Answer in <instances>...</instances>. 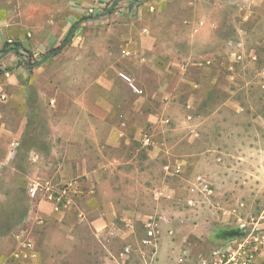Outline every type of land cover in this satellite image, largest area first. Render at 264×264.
Listing matches in <instances>:
<instances>
[{"label":"rangeland","instance_id":"obj_1","mask_svg":"<svg viewBox=\"0 0 264 264\" xmlns=\"http://www.w3.org/2000/svg\"><path fill=\"white\" fill-rule=\"evenodd\" d=\"M105 1L104 12L92 16L85 11L68 23L43 21L39 13L54 11L53 4L41 7L31 0H0V58L7 47L27 49L25 41L37 39L38 33L43 36L42 31L52 25L60 33L74 25V32L81 37L63 41L58 51L49 49L42 65L30 73V88L16 89V101H0V125L5 135L0 138V264H7L5 259L16 249V233L22 226L34 237L41 264H223L229 256L237 263L250 257V264H264L263 20L247 25L239 6L214 0H175L159 6L157 12L142 6L148 0H130L123 6L126 17L118 15V0ZM66 8L63 5L61 9L67 12ZM183 17L206 21L202 30L208 36L196 44L211 49L224 51L235 45L231 40L238 33L230 19L241 25L240 31H252L253 37L244 36L240 41L244 52L232 75L226 68L230 54L224 52L223 64L199 69L170 63L182 62V52L159 53L162 62H157V70L151 69L150 63L137 64L128 58V39L121 38L120 43L110 33L152 30L162 36L159 45H166V32L183 29L179 21ZM255 32L263 34L262 38ZM105 43L115 53L108 60L95 54V69L116 71L119 79L118 73L125 72L142 91L136 93L128 84L127 88L119 84L114 88L124 101L120 118L124 133L111 146L112 152L121 155V182L106 187L118 185L121 193H96L95 187L91 193L85 176L74 177L79 188L73 197L77 209H37L27 194L33 178H48L59 185L65 182L54 181L46 173L49 166L43 168L45 175L33 174L38 163L30 164V145L47 148L37 139L35 119L27 118V129L13 150L8 144L13 135L10 129L28 113H40L47 121L50 102L38 96L39 90L48 97L56 90L76 96L83 92L84 49ZM175 45L185 50V42L175 40ZM252 47L256 55L250 53ZM124 63L130 70L122 68ZM45 67H54L50 84L39 82ZM3 72L0 69V77ZM154 91L158 94L153 95ZM90 92L102 93L96 86ZM22 96L26 101L22 102ZM111 100L117 108V100L113 96ZM131 107L138 112H129ZM145 133L152 144H143ZM101 214L108 219L97 229L91 220ZM40 217L45 220L38 225ZM123 219L133 226H126ZM150 219L158 223L159 233L144 243V222Z\"/></svg>","mask_w":264,"mask_h":264},{"label":"crops","instance_id":"obj_2","mask_svg":"<svg viewBox=\"0 0 264 264\" xmlns=\"http://www.w3.org/2000/svg\"><path fill=\"white\" fill-rule=\"evenodd\" d=\"M31 1L33 4L41 7L48 4H53L55 7L54 11L48 12L46 15L42 12L39 13L43 16L44 22L67 21L69 23L75 20L83 12H89L90 5L92 6V2L96 0H69V2H64L63 0ZM118 1L119 5H121V7H119L118 15L126 17L123 12V6L130 4V0ZM173 1L175 0H148L145 1L142 6H148L149 10H155L157 12L159 11V6L161 7L167 2L173 3ZM182 1L192 3L194 0ZM214 2H225V4L230 3L231 6L234 7L239 6L240 9L244 10L241 13V17L246 21L247 25L256 23L258 19L263 20L264 23V0H214ZM63 5L67 6V12L62 11L61 8ZM96 9L97 7H94L95 13H91L92 16L97 14ZM187 18L188 17H183V19L179 20L184 24L183 29H179V31L174 29L166 32V45H159V38L162 36L158 32L155 34L152 30L149 32L142 29L137 31L129 30L126 32L110 31V33L114 34V36L119 39L120 43L121 38L128 39L129 41L126 42L130 47L126 52L128 58L132 59L133 62L137 64L142 63L143 61L150 63L152 64V66H150L151 69L156 68L157 70V62H162L158 56L159 53L175 55L182 52V55L185 56L182 62L170 63L177 64V66L185 69L192 67L199 69L206 66H209V68L211 66L216 68L223 64L221 53L224 52L230 54L228 56V61H226L228 64L226 68L232 75V73L236 71L234 68L235 63L242 58L244 52V47L240 41L244 36L246 38L253 37L252 31L249 29L240 31L242 30L241 25L238 26L235 20L230 19V22H235L232 27L238 33V35L231 40V42H235V45L226 46L229 48H226L224 51L221 50L222 48H216L215 46V48L211 49V47H206V45L202 43H199L198 45L196 44V40L208 36L206 31L202 30L206 21L194 17ZM54 26L55 25H52L48 27V29H45L44 32L42 31V33H44L43 36H40V33H38L39 36H37V39L30 40L28 43L25 41L24 46L27 49H18L16 53L13 47L5 48L2 57L0 58V69L4 71V74L0 77V97L3 96V99L0 98L1 103L18 100L15 99L17 98L14 94L15 90L21 87L30 88V82L32 81L30 73L35 67L38 68L42 65L43 59L47 57L48 50L55 49V51H58L61 48L60 45L68 31L60 33L57 29H53ZM77 34V31H73L70 39L73 38L79 40L81 37ZM262 35L263 34L260 35V33L255 32V36H258V39H261ZM91 37H95L94 33L91 34ZM102 38H106V36L102 35ZM175 40H181L182 43L185 42V50L180 51L175 45ZM192 42L195 43L194 46L196 47L190 45ZM256 43L260 44L259 42ZM112 49L113 48L107 46V43L102 44L98 48L86 47V49H84L86 54V71L84 81L85 89L83 92L76 96L56 90L53 97H48L39 90L38 96L45 99L47 98V104L50 102L47 121L42 120V116L39 115L40 113H28L27 115H23L21 121L18 120L17 125L10 129L13 135L9 138L10 140L8 144L9 148L13 150L18 145L17 138H19L27 129V118L30 117L31 119L36 120L35 132L37 139L38 141L43 142L47 148L45 150V148H42L40 145H30V164L33 165L34 162L38 163L35 167V173L33 174L36 175V171H38L41 175H45V169L43 168L49 166L46 173H50V177L54 181H76L74 177L78 178L80 176H85L90 189L89 192L91 193L94 192V187L97 188L96 193H121V189H119L120 186L117 184V188H114L113 186L108 189L106 186L109 183L121 182V155L112 152L111 146H115L117 141L119 142L121 140V134L124 133L121 132L120 119L122 116L121 102L124 101H121V97L114 93V88L117 84L127 88V83H124L122 79H119L116 76V71L111 72L105 69L104 71L98 72V70L95 69V60H97L95 54H101L102 60H108L111 58L112 54L115 53ZM249 51L256 55L254 47L249 49ZM147 54L149 55L148 58L146 56ZM38 56H43V58L37 59ZM254 57L256 58V56ZM34 60H37V62H33ZM118 60L120 61L119 66L121 67V57L118 58ZM67 64L70 65L69 62H67ZM43 65L45 64L43 63ZM122 68L130 70V67L125 66V63L122 65ZM53 73L54 67H47L45 73L40 77L39 82L50 84L51 79L49 76ZM93 86L98 87L102 93L98 95L91 93L90 89H93ZM156 94H158L157 91H154L153 95ZM43 95L46 97H43ZM111 96L117 100V108H115ZM21 100L22 102L26 101V96H22ZM137 110L138 108L131 107L129 112L135 113L138 112ZM0 116H2V113H0ZM115 118H117V121L114 122L113 119ZM2 130L3 129L0 125V138L5 136L2 134ZM13 142L14 144L12 145ZM111 152L113 154H111ZM49 160H51L50 163ZM35 205H37V209L40 210L43 209L48 211L52 207V210L56 211L52 204L44 200L35 201ZM107 209L111 212L110 208L107 207ZM103 212L104 214H108L105 209H103ZM106 219L108 218L102 217L101 214V216L94 217L93 220H91V223L93 225L95 224L97 229H100V226ZM44 220L45 217L38 218L37 224L41 225ZM24 237L32 238L34 243L35 256L32 259L24 257V253L27 252L21 240L24 239ZM15 240L17 241L16 249L5 259V263L41 264L40 255L36 250L35 240L30 231H27V229L22 226L18 233H16Z\"/></svg>","mask_w":264,"mask_h":264},{"label":"built area","instance_id":"obj_3","mask_svg":"<svg viewBox=\"0 0 264 264\" xmlns=\"http://www.w3.org/2000/svg\"><path fill=\"white\" fill-rule=\"evenodd\" d=\"M105 3L104 0H96L92 2V6L89 7V13H95L94 7H97V12L101 11L104 12L105 10ZM96 12V13H97ZM118 76L127 82V84L131 87V89L136 93H141V89L137 88L131 81V78L125 73V72H119ZM3 99V96L0 97ZM142 142L144 145H150L152 144L151 137L148 134L143 135ZM14 142L12 143V145ZM166 168H169V165L166 166ZM207 190V188H204ZM78 183L76 181H67L63 183L62 185H59L55 182H53L51 179L48 178H34L32 179L27 187V194L31 200L39 201L44 200L52 204L54 209L56 211L71 208L74 207L77 209V205L75 203V200L73 197L77 195L78 193ZM79 216L82 215L81 211L78 210ZM41 220V219H40ZM124 223L128 227H132V223L128 219H123ZM113 225V223H111ZM145 225V238L143 240L144 243L151 242L152 239H156L157 234L159 233L158 230V223L154 219H150L148 221L144 222ZM113 233V231H111ZM24 245V248L27 252H25L24 257L25 258H33L35 256L34 251V243L32 241V238L24 237V239H21ZM128 251V248H125V252ZM210 261H202V264H209ZM229 262L230 264H250L251 259L250 257H246L243 260L239 261L238 263L234 260L232 256H229L224 263ZM215 264V262L213 261ZM223 263V264H224Z\"/></svg>","mask_w":264,"mask_h":264},{"label":"trees","instance_id":"obj_4","mask_svg":"<svg viewBox=\"0 0 264 264\" xmlns=\"http://www.w3.org/2000/svg\"><path fill=\"white\" fill-rule=\"evenodd\" d=\"M74 25H72L71 27H70V29L68 30V32H67V34L65 35V37H64V39H63V41L65 42V41H68L69 39H70V37L72 36V34H73V31H74ZM61 44H63V43H61ZM61 46V45H60ZM59 46V47H60ZM58 47V48H59ZM57 48V49H58ZM56 49V50H57ZM14 50H15V52L17 53V49L16 48H14Z\"/></svg>","mask_w":264,"mask_h":264}]
</instances>
